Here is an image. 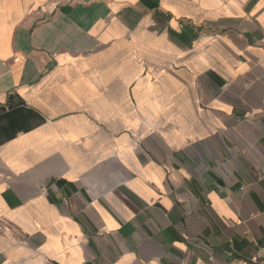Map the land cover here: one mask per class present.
Segmentation results:
<instances>
[{
	"label": "crops",
	"instance_id": "obj_1",
	"mask_svg": "<svg viewBox=\"0 0 264 264\" xmlns=\"http://www.w3.org/2000/svg\"><path fill=\"white\" fill-rule=\"evenodd\" d=\"M0 264H254L264 0H0Z\"/></svg>",
	"mask_w": 264,
	"mask_h": 264
},
{
	"label": "built area",
	"instance_id": "obj_2",
	"mask_svg": "<svg viewBox=\"0 0 264 264\" xmlns=\"http://www.w3.org/2000/svg\"><path fill=\"white\" fill-rule=\"evenodd\" d=\"M251 261L254 264H264V246L257 249L255 254L251 257Z\"/></svg>",
	"mask_w": 264,
	"mask_h": 264
},
{
	"label": "bare ground",
	"instance_id": "obj_3",
	"mask_svg": "<svg viewBox=\"0 0 264 264\" xmlns=\"http://www.w3.org/2000/svg\"><path fill=\"white\" fill-rule=\"evenodd\" d=\"M1 27V26H0Z\"/></svg>",
	"mask_w": 264,
	"mask_h": 264
}]
</instances>
